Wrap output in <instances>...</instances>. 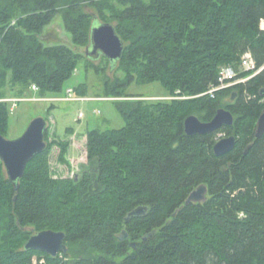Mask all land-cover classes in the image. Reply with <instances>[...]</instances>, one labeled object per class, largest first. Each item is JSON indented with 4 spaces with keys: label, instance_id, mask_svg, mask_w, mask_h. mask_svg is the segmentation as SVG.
Instances as JSON below:
<instances>
[{
    "label": "trees",
    "instance_id": "trees-1",
    "mask_svg": "<svg viewBox=\"0 0 264 264\" xmlns=\"http://www.w3.org/2000/svg\"><path fill=\"white\" fill-rule=\"evenodd\" d=\"M85 6L125 43L118 62L125 77L107 79L105 93L118 99L126 125L88 133L87 164L74 178L55 177L52 149L69 166L72 143L51 142L49 130L47 149L29 163L18 191L0 161V264H264V135L256 137L264 113V0H0L1 135L9 130V87L21 97L33 86L42 98L62 93L86 57L42 39L62 14L73 43L90 46L94 20ZM246 54L258 75L204 95L219 85L222 68L238 71ZM134 82H158L169 99L130 96ZM87 91L76 89L82 97ZM220 109L232 113V126L186 134L189 117L210 122ZM220 135L237 143L218 157ZM201 185L207 200L186 206ZM140 206L147 214L126 222ZM45 230L64 232L68 252L25 251Z\"/></svg>",
    "mask_w": 264,
    "mask_h": 264
},
{
    "label": "rangeland",
    "instance_id": "rangeland-1",
    "mask_svg": "<svg viewBox=\"0 0 264 264\" xmlns=\"http://www.w3.org/2000/svg\"><path fill=\"white\" fill-rule=\"evenodd\" d=\"M84 10L92 16L94 24L103 23L95 9L85 6ZM263 26L264 23L262 28ZM42 39L46 45L63 44L76 52H81L86 57L81 60L72 78L66 82L62 93L50 94L42 98L39 93L31 90L21 97L15 94L17 91L14 92L10 87L8 88L5 102L10 105L11 114L9 130L5 138L16 140L25 133L34 119H46L51 142L67 140L72 143L68 156L69 166L59 161L60 149L58 147L52 149L51 167L54 175L57 178H74L82 173L83 167L87 164L88 133L95 130L120 129L126 125L123 116L117 109L118 99L108 98L105 93L107 79H124L125 75L119 69L118 62L114 64L103 55L88 56L87 48L89 46L86 48L77 47L66 30L62 14L56 16L53 22L47 26ZM91 63L103 69L102 72L98 73L95 68L89 66ZM242 71L245 70L241 66L236 73L240 74ZM82 85H86L88 89L85 97L76 93V89ZM69 90L73 91V97L86 100H69ZM127 94L144 97L146 100H165L169 99L170 95L169 91L158 82L148 84L134 82L127 87ZM15 100H17L16 105ZM70 129H73V132H70ZM220 137L224 136L220 135Z\"/></svg>",
    "mask_w": 264,
    "mask_h": 264
},
{
    "label": "water",
    "instance_id": "water-1",
    "mask_svg": "<svg viewBox=\"0 0 264 264\" xmlns=\"http://www.w3.org/2000/svg\"><path fill=\"white\" fill-rule=\"evenodd\" d=\"M125 43L118 35L116 27L110 23L94 24L91 30V45L87 48V55L105 56L109 61L119 62L123 58ZM236 94L233 97V101ZM234 124V116L226 109H220L210 122H203L196 116H191L185 121V131L188 136L207 135L216 133L225 126ZM48 123L44 118L34 119L25 133L16 140H7L0 134V161L3 163L8 180L15 187L20 188L27 166L38 155L47 149L46 132ZM264 135V113L259 118L256 137ZM236 138L224 137L214 147L215 154L220 157L230 153L236 146ZM208 188L199 186L186 200V206L203 203L207 200ZM147 206H140L132 211L126 218L130 222L134 217L145 216ZM127 238L124 233L123 239ZM135 247V245H133ZM25 251H39L53 258L68 252L66 234L53 230L35 233L25 244Z\"/></svg>",
    "mask_w": 264,
    "mask_h": 264
},
{
    "label": "built area",
    "instance_id": "built-area-1",
    "mask_svg": "<svg viewBox=\"0 0 264 264\" xmlns=\"http://www.w3.org/2000/svg\"><path fill=\"white\" fill-rule=\"evenodd\" d=\"M264 29V26H263ZM242 67L244 68V72H252L253 74L247 78L245 77H239V74L236 73V70L233 67H224L221 69L220 77H219V85L216 87H213L209 92H207L204 95H210L211 97H215L216 92L225 90L228 88H232L234 86L245 84L247 81H249L251 78L258 75L262 69H257L256 63L254 62L252 56L250 54H246L243 57L242 61ZM33 91H38L37 86L32 87ZM68 99L71 101H84L85 98H79V97H73V91H68ZM67 99V100H68ZM6 100H3L5 102ZM17 100H15L16 105ZM14 105V107H15ZM81 117H83V114H81ZM36 263V262H35ZM44 261H42L41 264H43ZM37 264V263H36Z\"/></svg>",
    "mask_w": 264,
    "mask_h": 264
}]
</instances>
